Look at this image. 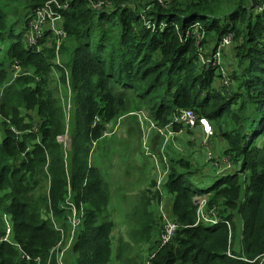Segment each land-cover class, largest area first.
<instances>
[{
  "label": "trees",
  "instance_id": "1",
  "mask_svg": "<svg viewBox=\"0 0 264 264\" xmlns=\"http://www.w3.org/2000/svg\"><path fill=\"white\" fill-rule=\"evenodd\" d=\"M47 1L0 0V213L12 217L21 250L0 233V264H60L52 249L61 231L44 218L40 200L28 195L41 177L48 181L43 202L53 224L63 229V220L71 231L72 211L61 208L67 201L84 214L72 239L76 264H115L111 189L90 156L109 125L129 110V93L159 128L189 108L214 127L207 146L201 128L197 133L183 123L172 128L185 129L187 143L174 146L158 130L141 139L151 149L144 160L158 171L136 180L148 181L150 195L127 216L133 220L128 234L142 245L158 235L150 248L156 255L143 264H264V0H60L68 2L67 38L57 49L48 33L42 49H32L26 41L29 15ZM91 1L110 5L99 11ZM19 23L24 25L16 33ZM229 34L232 83L224 87L221 70L202 56L212 57ZM16 60L22 66L18 77ZM67 134L69 152L58 140ZM198 141L207 158L209 150L215 157L203 165L190 154ZM212 176L207 188L194 187ZM196 195H206L207 210L216 207L232 226L198 223ZM165 202L169 215L160 212ZM234 214L243 222L241 238ZM165 217L180 227L160 247Z\"/></svg>",
  "mask_w": 264,
  "mask_h": 264
},
{
  "label": "rangeland",
  "instance_id": "2",
  "mask_svg": "<svg viewBox=\"0 0 264 264\" xmlns=\"http://www.w3.org/2000/svg\"><path fill=\"white\" fill-rule=\"evenodd\" d=\"M23 25H24L23 23H19V25L16 29V33H19L22 30ZM27 28L29 29V27H27ZM10 39H13V38L11 37ZM233 39L234 38H231L229 48H227L225 51L226 59L229 63L228 71L230 73L232 70V67L230 65L233 63V49H234V46H233L234 40ZM64 53L68 54L69 51H64ZM0 55H2V53H0ZM12 74H13V72H12ZM15 76L18 77L17 74ZM59 85H60L59 98H61L64 95V86L62 84H59ZM217 85L219 86L220 83H217ZM222 85H223V83H222ZM223 86L228 87L225 84ZM129 96L130 97H127L124 99L127 102V106L129 108V110L127 112H125L124 114H122L120 117L125 122V127L123 129L121 127V130L119 129L120 133L116 139H112L110 141L109 138H106L105 140L100 141L98 148L96 149V152H95L94 157H96L98 159V162H101V158L104 159V161L99 165L103 168L106 178L110 177L112 179L114 176L119 174V172L123 173V170H124L123 167H121L119 169L118 168H116V169L110 168V166L107 165L108 160H110L111 163L112 162L113 163H121V161L126 162L129 159H132L134 161H139V160H141V158L144 159L145 157H147L144 154L145 147L142 144V141L140 139V134L138 133V127L145 125L148 118H151V116L149 114V111L145 107H142V105L140 104L139 101L136 102L135 100H133L136 97L135 95H133V93H129ZM69 109L70 108L68 106V111H69ZM72 111L74 113L73 114V118H74L75 114H77L78 111L76 109H74ZM67 118H66V120H68V123H69L70 119H67ZM135 118L138 120L134 121V122H132L130 120V119H135ZM128 131H131V132H128ZM198 132L199 131H197V133ZM183 139L186 141V138H183ZM62 143L63 144H69L71 142H70L69 138H67V140L62 142ZM210 144L213 146L214 142H211ZM71 148L72 147L69 146L67 151L69 152L71 150ZM150 151H151V149H150ZM188 151H189L188 149L185 150V152H188ZM125 154H127L128 156L130 155L129 159L125 156ZM190 154L193 156L194 159L199 161L201 165H203L204 162H206V160H207V147L202 146L200 144V141H198V142H196L194 147L192 149H190ZM222 158L226 159V160H230V162H231V159L229 157L223 156ZM211 165H212V163H208L209 169H210ZM130 166L133 167L135 165L132 163ZM110 170L112 171L113 174L108 175L109 174L108 172H110ZM224 172H226V171L220 170L218 174H222ZM123 174H126V173H123ZM137 175H138V172L134 171V172H131L128 176L131 179H133ZM213 181H214V177L212 176L206 182L203 181V182L195 184L194 187L195 188H200V187L207 188L208 186H210L213 183ZM35 183H37V184H35L31 187V190L28 193V195L30 198H36V199L40 200L44 218L47 219L51 223L53 229L56 230V225L53 224L51 214L48 212V204L46 202H43L44 201L43 198L47 195L48 181L44 177H41L40 180L38 182H35ZM126 186L129 189H134V194L138 193L139 187H136L137 185L126 184ZM121 191L122 190L120 189L119 193ZM165 204H167V202H165ZM126 206H128V205H126ZM234 215L235 216H234L233 222H236V225L239 227V230H240L239 234H240V238H241V233H242L241 227H243V222L240 223L239 219H237V215L236 214H234ZM110 217H111V215H110ZM111 219H113V218H111ZM61 222L65 225V226H63L64 232L60 233L59 240H58L57 244L53 247L52 251L54 253H56L58 251L61 252L62 250H64V253H63L64 264H65V262H66V264H76L75 256L71 255L72 241H71V243L66 242L68 240L69 235H70V228L67 226L68 224L65 221L61 220ZM0 223H3V225L0 226V233L3 234V236L5 237L4 240L7 239L8 241L16 242L15 229H14L12 217L9 214L1 212L0 213ZM116 223H117V225H120V223H121V217L119 215L116 216ZM230 225L232 226V222L230 223ZM240 225H241V227H240ZM128 228H130V227L128 226ZM155 234H156V232H155ZM126 241H129L130 245L135 246L134 252H136V255H132L131 253L133 252V249L131 247L128 250H127V248L125 249L124 252H126V253L124 256L128 257L127 261H126L127 264H134L136 262H137V264H139V263L143 264V262H145L146 260L149 259V257L152 256L153 251L151 249L150 250L148 249L150 247H147L144 245H142V246L138 245V243L132 238V236L127 234L125 231L124 238L121 241V244H124ZM153 242H154V239H153L152 243ZM13 245L16 246L19 249V251H21L18 243H16V245L15 244H13ZM57 255H58V253H57ZM52 257H53V254H52ZM54 257H55V254H54ZM140 257L142 258L143 262L140 261ZM115 263L119 264L117 262H115Z\"/></svg>",
  "mask_w": 264,
  "mask_h": 264
},
{
  "label": "built area",
  "instance_id": "3",
  "mask_svg": "<svg viewBox=\"0 0 264 264\" xmlns=\"http://www.w3.org/2000/svg\"><path fill=\"white\" fill-rule=\"evenodd\" d=\"M107 4L108 7L110 3L104 2V1H91V5L95 10H103L104 5ZM68 7V2H62L60 0H49L47 1L43 6L35 9L32 11V13L29 15L28 25L29 29H27V43L28 46L32 49L40 50L42 49V44L46 38V35L48 33H52L53 39L56 38V48L59 49L61 46L63 39L67 38L68 33L64 27V15L63 10ZM199 22H197L198 24ZM149 27L153 25L151 22H147ZM162 25H165L162 23ZM231 38H233L232 34H229L221 40V42L218 45L217 50L214 51L212 57L205 58L202 56L203 62L207 65H213L217 66L222 72L223 75V85L229 86L232 83L231 75L229 71L225 68L224 62H223V50L229 46ZM53 39H51L53 43ZM60 57L57 58L59 60ZM60 64V62L58 61ZM13 71L15 72V75L20 74L22 71V66L19 63V61H15V64L13 65ZM1 98V97H0ZM174 122L176 123H183L185 125V129H202V133L204 136L203 144L208 145L209 139L214 135V127L211 121L206 116H198L197 113L193 109H183L178 112V114L175 117ZM201 128V129H200ZM160 132L166 133V130L160 129ZM69 138L71 141L70 136L63 135L59 136L58 140L60 142H64ZM169 136H167V139ZM63 144V143H62ZM144 147L146 149V153L149 154L150 151L147 149L146 142L143 143ZM71 143L64 144L65 147H69ZM156 159L155 157H153ZM208 158L209 160L212 158H215L212 151H208ZM222 162L227 164V168H231L232 164L230 160L222 159ZM216 167H221V164L219 161L213 162ZM223 169V168H222ZM225 169V168H224ZM194 202L197 205V213H198V223L205 222V224L208 225H218L219 223H226L228 226L230 225V222L226 219H223L219 216L217 208H212L210 210H207V204H208V198L206 195H196L194 198ZM63 210H69L72 211L71 215H68V221L71 224V231L70 235L68 237L67 243H71L73 237H75L76 228L81 222V219L83 218L84 214L82 212H79L77 207L67 201V207L62 206ZM166 223L163 226V230L159 236L160 238V247H163L164 245L168 244L174 237V234L176 230L180 227L178 223H176L173 219H170L168 217H165ZM57 230L64 232V230L59 227L55 222ZM63 253L64 250H62L60 253H58V261L60 264H64L63 262ZM156 253L152 254V257H154ZM29 258V256H27ZM264 261V257L262 258L261 262Z\"/></svg>",
  "mask_w": 264,
  "mask_h": 264
},
{
  "label": "crops",
  "instance_id": "4",
  "mask_svg": "<svg viewBox=\"0 0 264 264\" xmlns=\"http://www.w3.org/2000/svg\"><path fill=\"white\" fill-rule=\"evenodd\" d=\"M223 62H224L225 68L228 70L229 63H228L226 57H225V60L223 59ZM135 119H130V120L132 122L138 120V119H136V120ZM175 123L176 122H173L172 124H175ZM172 124H171V126L164 128L166 130V133L165 132L162 133V132H160V129H162V128L157 127L152 118H148L145 125L138 127V133L140 134V139H142L144 137V135H146L145 132H148V134L150 135V138H151L153 130H155V131L158 130L159 133H162L164 136H166V138H167V136H169V138L167 140L171 141V144L174 146L175 145L178 146L179 142H181L182 144L187 143V138H188L187 131L185 129H180L179 131H175L172 128ZM121 127H122V129L125 127V122L121 118L117 122L116 125H114V124L109 125V128L106 131L105 135L102 137V139L97 141L96 149L98 148L100 141H103L106 138H109L111 141L113 139L112 136L114 134H117V136H118L120 133ZM131 131H128V132H131ZM183 138H186V141ZM158 143H159V138L155 137L154 145H157ZM182 149L183 148H181V150ZM95 152H96V150H95ZM95 152L90 156V158H91V160L96 161L95 165L99 168V170L101 171L105 181L108 183V185L111 189V196H110V201H109L107 210H108L109 214L111 215V218H113L112 220L115 222V227H114L113 234H112V237H113V244H112L113 262H117L119 264H127L126 261H127L128 257L124 256L126 253V252H124L125 249L127 248V250H128L131 247L133 249V252L131 254L136 255V252H134L135 246L130 245L129 241H126L124 244H121V241L124 238L125 231L128 234L129 230L131 229V223L133 221L132 219H127V216L131 212V208L133 206L138 205V202H140V201H144V197L146 195H150V192L147 189H145L148 181H146V179H145L144 184H143L142 181L138 182L136 180L142 175H144L145 178L149 177L151 179L153 172H155V171L158 172V171H157V169H155V166L152 163H150L149 160L147 161V160H144L143 158H141V160H139V161H134L132 159H129L130 155L128 156L127 154H125V156L129 159L126 162L121 161V163H113V162L111 163V161L108 160L107 165L110 166V168H115V169L116 168L119 169V168L123 167L124 168L123 173H126V174L119 172V174L114 176L112 179L110 177L106 178L103 168L99 165L104 161V159L101 158V162H98V159L96 157H94ZM220 159H223V158L221 157ZM207 161L209 162V158H207L206 162ZM132 163L135 166H133V167L130 166ZM134 171H137L138 175L135 176L133 179H131L128 175ZM226 171H228V170H226ZM108 173H109L108 175L113 174L111 170ZM126 184L137 185L136 187H139L138 193L134 194V189L127 188ZM48 188H49V186H48ZM120 189L122 191L119 193ZM164 197L170 199V197L169 196L167 197L166 194H164ZM126 205H128V206H126ZM166 211H167V204L164 203L163 205H161L160 212H162V214L169 215V213ZM118 215L121 217L120 225H117V223H116V216H118ZM136 223H137V221L135 219V225H136ZM127 225L130 228H128ZM156 237H158V235H156L155 238ZM155 238H154V240H155ZM133 239L138 243V245L146 244V243L139 242L135 238H133ZM152 244H154V242L152 243V241H151L147 245V247L151 248ZM140 261L143 262L141 257H140ZM134 264H137V262ZM139 264H141V263H139Z\"/></svg>",
  "mask_w": 264,
  "mask_h": 264
},
{
  "label": "clouds",
  "instance_id": "5",
  "mask_svg": "<svg viewBox=\"0 0 264 264\" xmlns=\"http://www.w3.org/2000/svg\"><path fill=\"white\" fill-rule=\"evenodd\" d=\"M6 241H8L7 239H6ZM9 242H11V241H9ZM11 243H13V244H15L16 245V243L17 242H11ZM57 253H60V251H58ZM152 257V256H151ZM153 258V257H152ZM57 259H58V256H57ZM63 261H64V259H63ZM59 262V261H58ZM64 263V262H63ZM115 263V262H114ZM116 264V263H115Z\"/></svg>",
  "mask_w": 264,
  "mask_h": 264
}]
</instances>
